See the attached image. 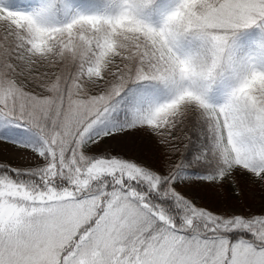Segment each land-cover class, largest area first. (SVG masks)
I'll list each match as a JSON object with an SVG mask.
<instances>
[{"label": "snow or ice", "instance_id": "obj_1", "mask_svg": "<svg viewBox=\"0 0 264 264\" xmlns=\"http://www.w3.org/2000/svg\"><path fill=\"white\" fill-rule=\"evenodd\" d=\"M0 146V264H264V0H0Z\"/></svg>", "mask_w": 264, "mask_h": 264}, {"label": "rangeland", "instance_id": "obj_2", "mask_svg": "<svg viewBox=\"0 0 264 264\" xmlns=\"http://www.w3.org/2000/svg\"><path fill=\"white\" fill-rule=\"evenodd\" d=\"M153 19H156L153 16ZM103 147H108L104 145ZM99 151V150H97ZM128 156L146 160L150 164L162 163L164 149L154 138L144 135L129 137L125 147ZM0 160L11 161L14 165L27 167L38 163L37 158L30 152L18 148L0 146ZM185 191H191L185 189ZM200 202L216 212H236L245 215L264 212V187L253 184L243 185V196H237L233 186L206 187L199 189Z\"/></svg>", "mask_w": 264, "mask_h": 264}, {"label": "trees", "instance_id": "obj_3", "mask_svg": "<svg viewBox=\"0 0 264 264\" xmlns=\"http://www.w3.org/2000/svg\"><path fill=\"white\" fill-rule=\"evenodd\" d=\"M161 2H163V0H161Z\"/></svg>", "mask_w": 264, "mask_h": 264}]
</instances>
